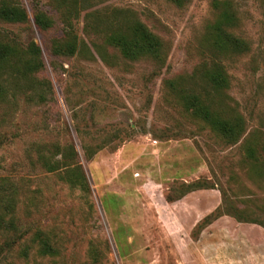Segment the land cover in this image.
Returning a JSON list of instances; mask_svg holds the SVG:
<instances>
[{
    "label": "rangeland",
    "instance_id": "rangeland-1",
    "mask_svg": "<svg viewBox=\"0 0 264 264\" xmlns=\"http://www.w3.org/2000/svg\"><path fill=\"white\" fill-rule=\"evenodd\" d=\"M19 1L28 20H0V42H35L43 65L0 84V264H264V0H87L72 27L57 0ZM137 20L163 62L106 41ZM217 23L248 50L215 49ZM68 28L78 50L55 55ZM214 61L226 88L206 82ZM183 91L241 113V139L186 111ZM78 160L88 186L69 182Z\"/></svg>",
    "mask_w": 264,
    "mask_h": 264
},
{
    "label": "trees",
    "instance_id": "trees-1",
    "mask_svg": "<svg viewBox=\"0 0 264 264\" xmlns=\"http://www.w3.org/2000/svg\"><path fill=\"white\" fill-rule=\"evenodd\" d=\"M87 0H57V8L63 15V22L72 27L73 19L77 18L82 8H87ZM179 6L184 5V0H172ZM0 20L6 22H26L28 12L19 0H0ZM34 22L42 30L54 26V18L42 9H35ZM106 35V41L116 47L127 58L137 59L142 56H151L157 61L165 58L166 50L162 39L154 33L145 23L137 20L127 29L121 27L111 29ZM212 46L220 50L225 43H230L237 53L242 54L248 50L247 42L229 31L221 24L213 27L211 36ZM78 50V37L71 28L67 29L61 38H55L52 43V51L55 55L71 56ZM43 65L42 49L35 42L28 46L20 45L16 40L0 42V84L3 78L18 79L20 76L32 75L38 72ZM215 67L205 70L206 82L216 88L229 86V75L225 67L214 61ZM182 105L186 111L201 119L223 141L237 143L246 132V119L241 113L235 117H225L210 108V104L201 95L194 92L183 91ZM68 152L75 155L77 152L73 145L68 146ZM250 156L258 161L255 149L250 148ZM71 169L69 182L74 185L88 186L87 178L81 170L79 160ZM73 171V172H72ZM170 200V198H168ZM0 215V228L5 221ZM53 246L45 243L43 252H51Z\"/></svg>",
    "mask_w": 264,
    "mask_h": 264
}]
</instances>
